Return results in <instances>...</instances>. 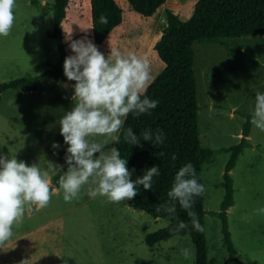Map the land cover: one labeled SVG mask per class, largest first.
<instances>
[{
	"label": "rangeland",
	"instance_id": "rangeland-1",
	"mask_svg": "<svg viewBox=\"0 0 264 264\" xmlns=\"http://www.w3.org/2000/svg\"><path fill=\"white\" fill-rule=\"evenodd\" d=\"M77 0H69L68 20L63 23L68 55L74 54L66 41L87 37L106 56L110 52L93 41L89 22L80 18ZM197 0H167L153 15L126 10L122 26L111 33L112 44L123 53L134 52L149 60L152 79L165 64L154 48L166 23V8L174 7L189 18ZM54 0H15L14 25L8 36H0V82L38 75L36 90L9 89L0 101V154L38 164L47 170L49 162L60 169L68 145L60 134V117L74 106L73 85L45 72L61 53L54 30ZM195 72L200 104L199 128L202 144L215 149L203 164L205 186V227L209 264H224L229 256L219 211L225 195L224 171L231 156L227 148L238 143L243 126L255 102V91L264 92V34L223 37L222 41L196 40ZM102 139V138H100ZM60 145L53 148V143ZM250 145L239 155L232 169L234 204L228 210L229 228L240 259L248 264H264V215L250 222L242 217L264 207V132L252 125ZM111 142L108 147H115ZM12 231L28 223H47V231L57 233L68 252L70 264H196V244L189 234L173 235L154 246L146 235L168 225L165 217H154L130 205L128 200L109 202L106 197H88L82 190L70 203L62 190L48 206L27 215ZM182 249H188L185 258ZM232 264H239L233 262Z\"/></svg>",
	"mask_w": 264,
	"mask_h": 264
},
{
	"label": "trees",
	"instance_id": "trees-1",
	"mask_svg": "<svg viewBox=\"0 0 264 264\" xmlns=\"http://www.w3.org/2000/svg\"><path fill=\"white\" fill-rule=\"evenodd\" d=\"M167 0H77L76 8L80 18L90 23L93 41L110 50L111 33L119 29L125 21L126 10L151 16ZM54 30L48 34L57 39L61 53L56 63L50 64L46 74L74 85L64 74V60L68 56L64 41L63 23L68 20L69 0H54ZM166 23L162 35L155 42L154 48L165 66L150 82L146 95L158 101L155 109L148 113L135 116L129 114L121 129L120 141L115 147L120 151L121 158L127 159V167L132 172V179L144 175L146 169L158 166L159 175L152 180V189H144L137 185L138 194L130 205L145 210L154 217H165L168 225L146 235V242L154 246L163 239L173 235L189 234L196 244V264H209L208 241L205 227V195L195 197L193 211L199 217L205 231H196L191 226L187 212L177 202L175 215L165 211L157 212L159 204L168 201L174 177L180 167L192 163L196 169L198 182L203 184V164L213 157L215 149L202 144L199 128V109L197 88L198 80L195 72L194 42L222 41L223 37L264 34V0H197L193 14L189 18L181 15L178 9L167 7ZM107 18L108 23H100V17ZM114 47V46H113ZM38 75H27L9 81L0 82V101L3 93L9 89L36 90ZM131 127L141 139L138 145H131L124 139V132ZM151 129L154 133L162 130L165 140L162 145L155 146L153 141L142 139V131ZM251 113L243 126L241 140L228 147L231 156L224 171L225 195L221 203L222 230L229 256L224 264H248L240 259L229 228L228 210L234 204V178L232 169L239 155L250 145ZM173 156L176 159H173ZM65 157L60 169L53 175L52 184H58L59 176L67 170ZM34 208V207H33ZM188 223V228L180 232L172 229L180 222Z\"/></svg>",
	"mask_w": 264,
	"mask_h": 264
},
{
	"label": "clouds",
	"instance_id": "clouds-1",
	"mask_svg": "<svg viewBox=\"0 0 264 264\" xmlns=\"http://www.w3.org/2000/svg\"><path fill=\"white\" fill-rule=\"evenodd\" d=\"M14 7L15 0H0V36L11 32ZM100 23L107 24V18L102 15ZM65 32L74 54L65 57L64 74L75 83L72 86L74 106L59 119L60 134L68 145L65 155L68 167L59 176V190L66 203L78 199L82 190L92 199L102 196L114 203L132 200L138 194L137 185L152 189V180L160 174L159 168L154 165L133 180L127 159L121 158L117 147L108 145L119 143V133L129 114L140 116L158 105V101L146 95L152 80L149 60L134 52L123 53L111 44L106 56L87 37L76 40L72 39L71 32ZM251 124L264 132V92L259 90L255 91ZM141 135L155 146L165 140L160 129L155 133L146 129ZM124 139L131 145H138L141 140L131 127L124 132ZM52 147L60 145L54 142ZM55 168L51 162L45 170L36 163L29 165L16 156L0 154V245L12 236L13 225L23 222L26 208L39 211L58 194L59 190L50 182V172ZM204 192L205 186L198 182L196 169L189 162L179 168L167 193L168 201L159 204L156 211L175 215L178 202L187 212L192 228L203 233L205 229L192 209L194 198ZM254 215H264V207L254 209L242 219L250 222ZM186 228L188 223L180 221L172 231L178 233ZM182 255L188 258L189 250L182 249Z\"/></svg>",
	"mask_w": 264,
	"mask_h": 264
},
{
	"label": "crops",
	"instance_id": "crops-1",
	"mask_svg": "<svg viewBox=\"0 0 264 264\" xmlns=\"http://www.w3.org/2000/svg\"><path fill=\"white\" fill-rule=\"evenodd\" d=\"M35 208L27 215H34ZM47 223H28L12 231V236L0 245V264H70L68 252L74 247L59 240L54 231L44 228Z\"/></svg>",
	"mask_w": 264,
	"mask_h": 264
}]
</instances>
